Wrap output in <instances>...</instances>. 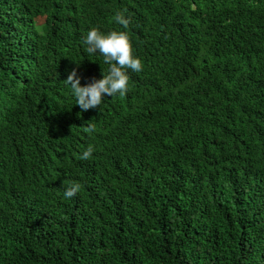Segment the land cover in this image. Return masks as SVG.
<instances>
[{"label":"trees","instance_id":"16d2710c","mask_svg":"<svg viewBox=\"0 0 264 264\" xmlns=\"http://www.w3.org/2000/svg\"><path fill=\"white\" fill-rule=\"evenodd\" d=\"M92 27L143 68L82 111ZM0 264H264V0H0Z\"/></svg>","mask_w":264,"mask_h":264},{"label":"clouds","instance_id":"9594fccd","mask_svg":"<svg viewBox=\"0 0 264 264\" xmlns=\"http://www.w3.org/2000/svg\"><path fill=\"white\" fill-rule=\"evenodd\" d=\"M113 21L127 29L130 21L125 18L123 12L117 11ZM86 45V52L89 55L99 54L103 58V63L108 65L107 73H101L102 79L93 78L92 81L84 86L81 85V78L77 75L74 68L64 82L70 85L75 97L76 105L82 111H88L100 106L105 98L114 97L117 94L124 96L129 90L128 70L140 72L143 68L142 61L134 55L131 39L126 31L112 30L102 32L97 27H92L83 37ZM87 133L95 130V124L89 123L83 129ZM94 152L93 146H88L82 153L81 159L88 160ZM82 189L79 182H73L66 186L64 191L65 198H73Z\"/></svg>","mask_w":264,"mask_h":264}]
</instances>
